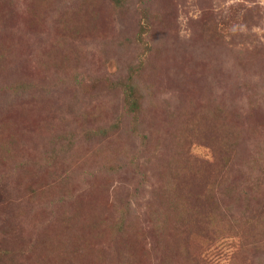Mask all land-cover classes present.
Listing matches in <instances>:
<instances>
[{"label":"rangeland","instance_id":"rangeland-1","mask_svg":"<svg viewBox=\"0 0 264 264\" xmlns=\"http://www.w3.org/2000/svg\"><path fill=\"white\" fill-rule=\"evenodd\" d=\"M116 1L0 0V264H264V0Z\"/></svg>","mask_w":264,"mask_h":264},{"label":"trees","instance_id":"trees-1","mask_svg":"<svg viewBox=\"0 0 264 264\" xmlns=\"http://www.w3.org/2000/svg\"><path fill=\"white\" fill-rule=\"evenodd\" d=\"M120 3L121 0H117L114 5H119ZM140 71L141 67L135 68L134 71H131L129 73V76L125 79L124 84L122 85L124 89V91L122 90L124 99V115L130 117L133 124H135V131H138L139 136H141V134L138 130V125H141L140 121L143 115V95L141 89H139L136 84V76L139 75ZM108 87L117 88V83H114L112 85L108 84ZM208 117H212V114H209ZM120 122L121 121H119L117 124L112 125L110 128L112 130L117 129ZM103 134L106 135L108 134V132L103 131ZM226 169L228 170L229 168L227 167Z\"/></svg>","mask_w":264,"mask_h":264}]
</instances>
